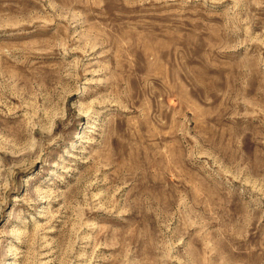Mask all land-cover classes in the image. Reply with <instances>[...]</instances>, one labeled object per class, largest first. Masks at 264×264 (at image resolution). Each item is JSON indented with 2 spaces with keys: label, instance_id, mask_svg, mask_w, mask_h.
I'll return each mask as SVG.
<instances>
[{
  "label": "rangeland",
  "instance_id": "374dc122",
  "mask_svg": "<svg viewBox=\"0 0 264 264\" xmlns=\"http://www.w3.org/2000/svg\"><path fill=\"white\" fill-rule=\"evenodd\" d=\"M0 264H264V0H0Z\"/></svg>",
  "mask_w": 264,
  "mask_h": 264
}]
</instances>
